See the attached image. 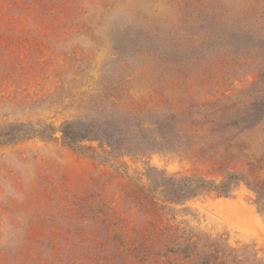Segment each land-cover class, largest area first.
Here are the masks:
<instances>
[{
    "label": "rangeland",
    "instance_id": "374dc122",
    "mask_svg": "<svg viewBox=\"0 0 264 264\" xmlns=\"http://www.w3.org/2000/svg\"><path fill=\"white\" fill-rule=\"evenodd\" d=\"M262 72L264 0H0V140L79 119L160 142L0 145V264H264L243 182L178 205L147 172L264 188Z\"/></svg>",
    "mask_w": 264,
    "mask_h": 264
},
{
    "label": "trees",
    "instance_id": "16d2710c",
    "mask_svg": "<svg viewBox=\"0 0 264 264\" xmlns=\"http://www.w3.org/2000/svg\"><path fill=\"white\" fill-rule=\"evenodd\" d=\"M260 78H264V72L260 73ZM104 125L106 128L103 129L99 127L101 125L97 121L70 120L63 122L58 129L48 126L42 131L31 128L19 130L17 134L5 136V138L1 139L0 145L27 138L31 135H41L47 138L57 137L62 144L76 151L86 150L82 143L87 140H101L108 146L122 151L125 155H129L130 152L132 153L138 148L141 153H149L155 148V145L160 144L158 139H147L150 142L142 140L136 142L133 146H124L127 138L122 133L121 127L123 125L115 126L111 122H105ZM24 126L23 124L21 125V127ZM151 171L158 176V178H151V181L153 179L151 192L159 194L164 201L170 204L183 205L187 200L208 191L228 196L237 183L243 182L255 194V204L258 212L264 213V188L252 185L242 174L226 172L224 178L219 183H215L201 177L167 176L164 172L148 167L147 172ZM158 188H161V190L156 192ZM190 245L193 248L197 246L194 243ZM208 257H213V255L208 253Z\"/></svg>",
    "mask_w": 264,
    "mask_h": 264
}]
</instances>
